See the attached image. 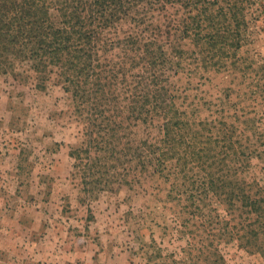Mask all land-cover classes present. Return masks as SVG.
<instances>
[{"label": "rangeland", "instance_id": "rangeland-1", "mask_svg": "<svg viewBox=\"0 0 264 264\" xmlns=\"http://www.w3.org/2000/svg\"><path fill=\"white\" fill-rule=\"evenodd\" d=\"M237 1L210 6L215 22L203 18L197 36L184 28L196 7L160 12L146 0L132 13L139 21L116 22L98 43L141 38L107 54L129 72L116 87L128 117L118 146L164 145L168 117L152 107L180 112L186 142L164 169L137 159L129 174L112 169L105 187L85 184L70 156L86 141L84 107L56 76L40 90L33 77L0 75V264H264V209L258 217L236 197H264V0H239L222 39L220 8ZM135 100L152 114L129 119ZM210 176L217 186L205 193Z\"/></svg>", "mask_w": 264, "mask_h": 264}, {"label": "trees", "instance_id": "trees-1", "mask_svg": "<svg viewBox=\"0 0 264 264\" xmlns=\"http://www.w3.org/2000/svg\"><path fill=\"white\" fill-rule=\"evenodd\" d=\"M145 1L0 0V75H12L15 80L33 77L36 88L40 90L45 89L47 83L56 76L58 81L64 83L65 90L72 92L78 107H81V111L84 107L83 111L87 112L89 126L85 132L86 141L81 147L72 149L70 156L75 159V169L84 166V183L95 184V188L109 185L110 180H107L106 175L121 165L129 174L134 169L133 161L137 159V165H153L157 170L164 169L158 165H163L169 157L174 158L178 146L186 142L181 134L183 120L179 118L180 112L177 110L171 114L165 104L162 106L157 103L152 109L168 117L163 124L164 145L144 142L137 147L131 143L122 148L118 146L124 130L120 119L128 117L122 111L124 107L120 103V93L116 87L121 89L120 86L128 84L129 72L125 71L123 63L113 64L107 59V54L118 46L127 47L130 42L138 43L141 38L131 35L120 42L106 40L102 46L98 43L103 39V32L115 26L116 22L134 18L132 13L140 12L138 8ZM221 1L223 0H155L160 12L167 11V4L196 7L200 13L192 17L190 22L187 19L184 28L186 34L192 30L197 36L205 20H209V25L215 22L208 11L210 6H218ZM239 5V0L229 2L228 13L220 8L225 18L223 21L217 20V25L223 30L218 33L222 39H228L226 33L233 28L232 25L238 23ZM134 19L139 21L138 18ZM144 19L139 24L145 23ZM209 40L214 46L217 45L216 35ZM101 53L106 57L104 61ZM150 66L157 67V58L150 61ZM152 77L157 86L156 81L160 78L156 74ZM156 91L161 93L160 88ZM144 96L150 97L149 94ZM138 103L135 100L129 107V119L140 120L145 117L146 111L148 115L152 114L153 110H146ZM188 154L185 158L184 155L179 158V166L183 162L187 164ZM194 155L191 156L196 158ZM201 185L205 193L213 191L217 186L213 176L204 178ZM236 197L258 214V217L262 216L264 197L252 198L244 190Z\"/></svg>", "mask_w": 264, "mask_h": 264}, {"label": "crops", "instance_id": "crops-1", "mask_svg": "<svg viewBox=\"0 0 264 264\" xmlns=\"http://www.w3.org/2000/svg\"><path fill=\"white\" fill-rule=\"evenodd\" d=\"M34 241L32 240V242H30L29 244H31V243H33ZM1 254L3 255V257L6 259V260H8V262H9V255H7V254H4V252H1Z\"/></svg>", "mask_w": 264, "mask_h": 264}]
</instances>
